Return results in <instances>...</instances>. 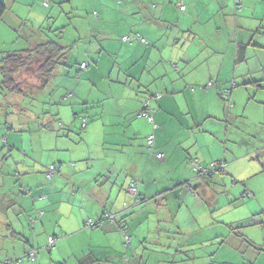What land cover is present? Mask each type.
I'll use <instances>...</instances> for the list:
<instances>
[{"label": "rangeland", "instance_id": "obj_1", "mask_svg": "<svg viewBox=\"0 0 264 264\" xmlns=\"http://www.w3.org/2000/svg\"><path fill=\"white\" fill-rule=\"evenodd\" d=\"M21 1L23 0L13 2V6L19 11V17L28 22L26 24L15 22L16 25L13 26L15 31L12 26L0 19V53L2 49L7 52L29 47L30 40L33 41L31 32L27 35L24 31L36 28L40 23L39 28L45 31L59 29L60 33L55 32L48 36L65 47L66 59L63 66L55 70L45 89L36 88L31 92V89L25 88L27 93L23 96L7 94L0 89V165L5 161L1 156L8 150V146L13 147L10 152L12 158L6 160L8 166L12 165V168H5L2 172L5 176L4 191L7 188L8 192L5 194L0 190V194L8 198L11 224L0 225V264H78L79 258L92 251L88 249L90 245L88 235L78 233L74 236L68 233V228L71 227L66 222L73 216L70 213V205H63L56 213L55 211L49 213L50 209L43 206L58 202L60 195L51 193L49 190L51 183L40 168L46 166L49 157L53 159L55 156L56 148L53 147L56 140L67 145L71 142L78 143L79 139H82L81 144L84 145L82 114L85 112L83 110L85 103H92L89 107L93 106V109L89 112L91 122L84 118L89 121L92 130L95 128L100 130V133L95 130L89 135L91 141L99 139L101 135L107 139L121 136L122 132L128 136L133 134L141 140H146L150 135L154 136V140L156 137L173 138L172 143L184 139L186 135L183 138L178 123L188 121L190 113H187L185 106L187 103L183 94L190 90V87H202L195 83L197 82L195 74L199 69L205 74L214 69L218 70L221 58L224 68L229 65L228 42L232 43L233 49L237 43L247 45L245 60L237 64L234 62L231 66L229 88L231 83L236 84L230 94L231 105L228 106L220 96L218 97L221 91L216 94L215 88L217 83V87H220V82L207 81L205 89L212 88L217 98L216 107L215 102L212 103V107L216 108L212 112L214 116L205 119L202 124L198 115L194 118L196 125L201 126L195 128L196 135L193 137L197 139V143L193 147L199 149L201 156L208 157L217 150L216 162L213 164L218 166L214 168L211 164L209 170L212 171V175L207 179V186L216 192L210 191L212 196L217 197V210L206 212L201 221L192 222L185 216L183 209L176 216V208L180 203L168 202L172 210L169 217L166 213L163 215L160 202L138 204L125 212L126 217L123 216L130 224L135 223L134 235L131 233L130 236V238L134 236L132 244L125 245L122 238L118 243L119 247L115 249L119 258L114 252H104L107 254L103 256L104 264H123L120 256L128 252L132 260L127 264H139V261L145 264H264V227L253 223V220L256 222L263 220L264 212L261 213L259 202L250 203L245 197L247 187L254 186L256 190H260L264 198V0H241L237 9H242L237 13H234V0L231 5L226 4L223 8H220L216 0H196L200 23H207L206 26L212 28L211 33H203L201 36L195 34L197 38L194 39V33L186 28L187 32L181 34L186 24L184 27L175 24V19L179 16L172 14L171 32L166 31L165 35V31L158 32V39L153 43L145 39L146 45L151 47L144 55L145 59L150 57L146 66L144 63L132 65V61L123 63L133 55L125 49L130 44L122 43L121 38L123 34L128 37H132L133 34L122 32L128 28L131 17H127L118 7L117 3L120 0H95L93 3L97 7L106 4L107 9H112L111 12H106L104 19L100 17V21L105 23L107 41L117 44L106 49L103 47L105 46L103 34L91 33L93 26L89 29L90 25L95 24V19H92L91 15L98 12L97 7L91 6L90 0H75L73 5L77 3L80 9L78 11L73 10V6H69L63 0H45L50 1L47 8L42 6L43 0H26L28 6H33L32 10L35 9V13H40L41 8H44L45 17L42 16V20L35 13L28 14L27 7L22 6L24 1ZM224 1L228 3V0ZM84 6L87 9L86 13L81 11ZM214 12L218 15L214 16ZM154 19L160 18L155 15ZM179 33L182 38L179 44H176V48L173 50L172 47H165L167 39L169 37L177 39ZM46 39L47 36L44 35L42 41ZM189 47L188 52H196L198 60L186 68L177 61V53ZM99 57L102 58V65L97 67ZM84 59L92 64L93 72L89 76H85V72L79 68ZM113 62L117 65L113 77L109 80L108 68ZM149 70H152V76L149 75ZM117 73L120 74V78L127 76L130 79L128 87L132 81V86H135L136 80L141 77L140 73H143L141 89H138L136 97L150 100L152 110L160 111L155 101L161 96L156 94V91L165 95L166 90L168 98H175L176 103L163 107L167 108V112L162 108L163 114L159 116V120L164 118L165 133L157 136V132L160 131L158 119L150 124L141 116L133 118L130 121L132 124L125 122L118 127L114 126V121L118 120L115 115V100L114 97L105 98L104 93H108L110 84L114 95L118 92V89L114 88L118 87L115 82ZM214 74L212 72L211 75ZM17 81L25 87L31 83L39 84L36 74L30 69L21 70L17 75ZM91 83L95 88L90 87ZM173 91L178 95L173 94ZM171 101L169 100V104ZM204 101L205 96L202 102L193 103L196 106L191 107L194 114L203 106ZM76 115L81 116L76 118ZM98 117H102L103 129L98 126ZM153 125H156L157 129H154ZM209 130L215 131L216 134L207 132ZM4 136L9 143L6 144ZM205 138L215 142L209 146ZM191 141L194 143L193 138ZM194 148L180 149L185 154L194 156ZM91 149L92 152L96 151L94 145ZM145 149V154L148 155L146 158L152 156L155 161L148 167L150 175L156 174L158 181H162L166 172L164 173L158 166L161 161L155 158V148L154 153L147 147ZM66 150L60 149L59 154L65 156L68 153ZM174 150L176 154L180 153L179 149ZM248 153L252 154L246 156ZM219 167H222L221 173L215 171ZM249 174L251 176H247ZM192 175L197 177L193 172ZM166 177L174 179L172 176ZM155 185L159 187V182ZM44 189L45 194L40 192ZM126 195L132 199L133 206L134 196L126 194V190H123L121 196ZM14 212L19 213L15 215ZM36 212L43 215L38 216ZM254 212H257L256 216H252ZM199 229L200 232L195 233ZM245 232L249 233L250 239L256 245L249 246L237 237L238 233ZM201 233L203 235L199 238ZM207 234L211 239H204ZM49 237L58 238L51 249L47 243ZM100 241L93 238L92 247L99 243L100 246H104ZM4 250H8V257Z\"/></svg>", "mask_w": 264, "mask_h": 264}, {"label": "crops", "instance_id": "obj_2", "mask_svg": "<svg viewBox=\"0 0 264 264\" xmlns=\"http://www.w3.org/2000/svg\"><path fill=\"white\" fill-rule=\"evenodd\" d=\"M25 3H24V2ZM21 2L22 6H26L28 9V14L31 12L34 14L35 9L32 10L33 6H28V1L23 0ZM64 2H67L69 6H73V10H80L78 9L77 3L76 5H73L75 0H63ZM118 1V0H117ZM196 0H127L125 1H118L117 5L124 11L127 15V17H131V20L129 21L128 28L122 30L123 33H130L133 34L132 36L138 34L140 39L143 41H132L130 46L126 47V51H130L133 55L132 58H128L124 60L123 63L126 64V62L132 61V65H135L137 63H144L145 66L150 61V57L145 59L144 55L147 54L148 51H150V46L146 45V40L149 42H156L158 37V32H164V35L166 31L171 32L170 28L171 22H173V19L171 15L179 16L175 19V24L179 25L181 24L182 27H184L183 30H181L182 33H186L188 28L190 32L195 34H198L201 36V34H208L211 33L212 28L209 26H206L207 23L201 24L199 19V13H197ZM220 8H223L226 4L231 5V2L233 0H228V3H226L224 0H216ZM9 2V3H8ZM13 2L17 3L18 0H4L3 3L5 5V12L0 17L1 20L4 21V23L15 26L18 24V22H21L22 24H26L28 21H23L22 17H19L20 13L19 11L14 9ZM44 2H47V5H50V1L43 0L42 6L44 8H47L49 6L44 5ZM93 3H95V0H90L91 6H95ZM100 3V2H97ZM235 3V0H234ZM241 4V0L239 1L238 6ZM104 5H101L97 7L98 12H93L91 15L92 19L94 18V25L93 31L91 33H98L103 34V44L106 47H109L111 45H117L110 40L107 41V35H106V28L105 23L100 21V17L102 19L105 18L106 12H111L112 9H107ZM179 6H184V10H179ZM81 9V11L85 12L87 9L85 8ZM44 8H41L40 13H35L41 17V20L43 17H45ZM239 9H235L234 13H237ZM31 10V11H30ZM156 12V13H155ZM88 14V13H87ZM214 16H217V12L213 13ZM157 16L160 19L155 20L154 16ZM43 16V17H42ZM13 20H12V19ZM103 21V20H102ZM16 22V24H15ZM37 22V21H35ZM41 24L39 23L38 27L31 28L30 30H25L24 33L27 35L30 33L33 41L30 40L29 47L26 49H29L38 43L43 42L42 38L44 35H41L39 31V26ZM15 29V27H13ZM25 28V27H24ZM170 30V31H169ZM16 31V29H15ZM28 32V33H27ZM90 32V31H89ZM180 33L177 35V39L174 37H169L167 39V43L165 47H172L174 50L176 48V44L179 42V40L182 38ZM125 35L123 34L122 37ZM216 37V35H214ZM179 37V39H178ZM197 36H194V39H196ZM217 38V37H216ZM122 43H128V42H122ZM229 43V65H226V67H223V61L222 58L220 60L219 69H214L213 71H209L207 74L203 73L202 69H199L195 74V79L198 84V86H202L200 88L197 87H190V90H186V93L183 94L185 97L186 103L189 105H185L187 107V113H190V118L188 121L185 120L183 124L178 123V128L180 129V132L182 133L184 139H179L176 142L172 143V139H166L164 137H156V140H154V148L156 152H160L163 154V158L159 161L161 163L158 165L159 168L163 169V172L165 174V178L162 181H158L157 177H155L156 174L150 175V170L148 171V167L150 164L155 163L153 161L152 156L147 157V154H145L146 151V140L137 139V137H134L133 134L128 136L124 132L121 133V136H114L110 139L103 137L102 135L99 137V139H94L91 141L90 134H93L95 130H97L100 133V130L98 128H95L92 130V126L89 125V121L91 122L90 117V109H93V106L90 108L89 105L92 103H85L82 116L83 119L86 121L85 127H82V130L85 134L84 135V145L81 143L83 142L82 139H79L78 143L71 142V144H63L58 143V140H56L55 145L53 148H56V153L53 159H47L46 166L42 167L43 172H45L46 168L50 165H55L57 167V173L54 175V177L49 180V190L51 193H58L59 201L56 203H49V205L43 204L44 207L47 209L49 208V213L55 211V213L59 210H61L63 205L69 206L70 213L73 215L72 218H69L66 224L71 227L68 228L69 235H78V233H81L82 235H88L90 238V245L88 246L89 250H92L90 253L93 254V256L96 259H99L103 262H105V258L103 256H106L107 254L104 252H114L115 249L118 246L119 241L122 240L125 243V236L129 238V243L125 245L132 244V241L134 240V236L130 238L131 233L134 235V225L135 223L130 224L129 221L127 222L125 217L127 215V210L135 207L138 204L141 203H148L150 201L154 202H160L161 210H163V215H167L169 217L171 215V208L168 206V202L180 203L179 206L176 208V216H178L181 209H183V212L185 216H187L192 222L201 221V217L206 215L207 213H210L212 210H217V197L216 195L212 196L210 191H214L213 189L209 188L207 186L208 180H202L201 178H197L192 175V169L189 165V162L191 160H197L199 164L203 166L205 169H210L211 164L216 162L217 158V150L213 152V155L208 156H201L199 154V149L194 148L193 145L197 143V139L193 137V135H196L195 128L196 126H201V124L205 121V119L212 118L214 116V110L216 109V102L217 98L215 96V91L211 88H207V86H204L207 81L215 80L217 82H220V87L216 86V94L219 93L222 89H228L229 88V81L231 80V66L236 62V48L238 44L243 43H237L235 44V48L233 49L232 43ZM102 44V45H103ZM179 44V43H178ZM125 45V44H124ZM245 45V44H243ZM122 47V46H121ZM247 47V45H246ZM2 48V47H1ZM25 48V47H22ZM190 49L187 48L185 51H181L177 53V61L179 64H182L183 67L185 66L188 68L191 64L195 62V60H198V55L196 52H188ZM1 50V49H0ZM24 50V49H21ZM103 50V49H102ZM196 51V50H194ZM1 55L6 53L5 51H1ZM12 52V51H7ZM104 52V51H103ZM247 50L245 49V54ZM174 54V52H172ZM190 54V55H189ZM99 57L97 59V67L101 64L102 65V58ZM85 61H82L81 64H86V67L80 71H84L85 76H89L90 73L93 72L92 70V64L90 61L88 62L87 59H84ZM208 61V58L206 59ZM110 62V60H109ZM116 62H113L112 66L108 68V75L107 78L110 80L114 73L116 68ZM59 67V66H58ZM57 67V68H58ZM182 67V69H183ZM56 68V69H57ZM80 68V66H79ZM119 68V67H118ZM55 69V70H56ZM97 68L94 69L96 71ZM146 69V67H145ZM143 69V70H145ZM142 70V72H143ZM236 71V70H235ZM55 72V71H54ZM215 73L214 75H211ZM68 73V72H67ZM54 74V73H53ZM141 77H138L136 80L135 86L133 85V81L128 87V83L130 82V79L125 76V78H120V74L115 75V82L118 85V87H114L115 89H118V92L115 93L111 88V84L108 89V93H104V97H110L115 100V107H116V113L117 121H114L115 127L124 124L125 122H130L133 118H138L140 112L143 109V99H140V97H136L138 89H141L140 82L142 81L143 73H140ZM149 75L152 76V70H149ZM215 76V77H214ZM53 77V75H52ZM215 78V79H214ZM1 79V75H0ZM2 80V79H1ZM135 80V79H134ZM1 82V81H0ZM50 82V80H49ZM47 83V85L49 84ZM138 82V83H137ZM21 83V82H18ZM45 85L42 88H38L39 84L31 83L25 87V85H22V88L24 90V94L27 93L25 88L31 89V92L37 89H45L47 87ZM91 88H95L94 85L91 83ZM129 90H127V88ZM234 87H236L235 83H231L230 90H232ZM134 90V91H133ZM165 95L160 93L159 91H156V94H160L161 96L158 100L155 101L157 108L160 110L159 112L154 111L152 115L153 122L154 120L158 119L160 127L159 132H157V136H159L162 133H165V121L162 117L161 120H159V116L162 113V108L171 106L172 104L176 103L175 98H168L166 94V90H164ZM113 93V94H112ZM24 94H17V96H23ZM173 94H176L173 91ZM231 94V93H230ZM14 95V94H13ZM118 95V96H117ZM178 95V94H176ZM117 96V97H116ZM205 96V101L203 103V106L200 107L199 110L194 114V111L191 109V107L196 108L194 105L197 101L202 102L203 97ZM134 97H136V100H134ZM219 97V94H218ZM169 100H172L169 104ZM231 100V97H230ZM232 101V100H231ZM92 102V101H90ZM215 102V107H212V103ZM151 101L149 102V106L151 105ZM194 103V104H193ZM169 104V105H168ZM167 105V106H166ZM210 105V106H209ZM231 105V102H229V105ZM88 108V109H87ZM171 108V107H169ZM178 112L180 115L183 116L179 108ZM87 109V111L85 110ZM164 109V108H163ZM175 109V108H174ZM165 112H167V108L164 109ZM124 111V112H123ZM186 113V114H187ZM199 116V122L201 124L196 125V122L194 120L195 116ZM81 115H76L75 117ZM197 116V117H198ZM89 119V121L86 120ZM98 126L100 129L102 128V117H98ZM93 122V121H92ZM158 123V122H157ZM156 126V125H155ZM157 129V126H156ZM207 132H211L212 134H216L215 131L209 130ZM205 133V132H204ZM146 133V135H148ZM145 135V136H146ZM227 137V133H226ZM194 139V143L191 141V139ZM4 139L6 140V144L9 143V140L6 139L4 136ZM206 144H209V146L212 145L211 139L205 138ZM91 142V143H90ZM94 145V148L96 149L95 152H92L91 147ZM181 147L185 148H194L195 155L193 154H185ZM51 148V149H53ZM213 148V147H211ZM11 149L13 147L8 146V150L4 152V155L1 156V158L5 161H3V164L0 165V190L4 191V175L2 174L3 170L5 168L11 169L12 165L7 164V158L11 159L12 154ZM60 149L66 150L68 152L65 156H61L59 154ZM174 149H179V154L175 153ZM25 153V151H22ZM252 153H248L246 156H250ZM25 157V154H24ZM194 158V159H193ZM50 160V161H49ZM157 163V162H156ZM156 170V169H155ZM192 171V172H191ZM194 173V172H193ZM251 174V173H250ZM247 176H251V175ZM255 174V173H254ZM151 176V177H150ZM166 176H172L174 179H169V177ZM46 178V177H45ZM212 180V178H211ZM215 181V180H214ZM136 182V195L133 199V206L131 205L132 199L126 196H121V192L123 190H126V194L129 193L128 189L131 183ZM159 182V187H157L155 184ZM26 184V183H25ZM29 188L30 185H28ZM41 190V189H40ZM192 190V192L190 191ZM43 191V192H42ZM40 191L41 193L45 194V189ZM5 194H7V188L5 189ZM214 193H216L214 191ZM132 195V194H131ZM43 196V195H40ZM46 196V195H45ZM245 197L249 200L250 203L259 202L261 206V213L264 212V198H262L260 194V190H256L254 186H249L245 190ZM170 202V204H171ZM9 201L8 198L5 196H1L0 194V225L6 226L10 225V211H9ZM209 206V207H207ZM22 209V207H20ZM121 208V209H120ZM153 209V207L151 206ZM19 211V210H18ZM21 211V210H20ZM202 211V213H201ZM130 212V211H129ZM15 213V212H14ZM17 213V214H16ZM15 215H18L19 212H16ZM37 215H43V213L36 212ZM122 213H125V215H121ZM257 212L252 213V216H256ZM112 216V218H110ZM125 216V217H123ZM264 217V216H263ZM164 218V216H163ZM211 218V217H210ZM92 221L96 223L97 221H100L98 226L96 228H88L86 227V223L88 221ZM264 221V219H263ZM127 225L125 228L124 226ZM197 225L200 227V224L197 223ZM121 228H124L122 230ZM206 228V226H205ZM230 229V228H229ZM62 230V229H60ZM201 229H199V233ZM211 231V229H210ZM15 235V234H13ZM202 233L199 236L202 237ZM197 236V234H195ZM238 238H241L242 242L250 245H256L252 242L250 239L249 233L245 232L244 234L238 233ZM93 238H97L98 241L103 242L104 246H100L101 243L96 245V247H92ZM218 238V235L217 237ZM58 239V238H57ZM190 239V237H189ZM204 239H211L209 235L207 234ZM202 240V239H200ZM103 250V251H102ZM6 252V256L8 257V250H4ZM104 253V254H103ZM117 256V255H116ZM122 256V257H121ZM120 256V261L123 262V264H127L130 260H132L131 255L128 253L123 254ZM98 257V258H97ZM119 258V256H117ZM131 257V258H130ZM139 264H145L142 261H139Z\"/></svg>", "mask_w": 264, "mask_h": 264}, {"label": "trees", "instance_id": "obj_3", "mask_svg": "<svg viewBox=\"0 0 264 264\" xmlns=\"http://www.w3.org/2000/svg\"><path fill=\"white\" fill-rule=\"evenodd\" d=\"M5 5L3 1L0 0V17L5 12ZM236 9V8H235ZM41 35H46L47 39L37 45L24 50L6 52L0 56V89L7 94H24V90L22 88V84L18 83L17 75L21 70L30 69L32 70L38 79L39 86L38 88H42L49 80L52 78V75L55 69L58 66H63V62L65 61L66 52L65 47H63L60 43L52 40L48 34L59 32L58 30L48 29L47 31L43 30V28H39ZM245 49L246 45L238 44L236 48V62L241 63L245 60ZM81 66V65H80ZM224 90L222 89L221 94H219L220 98L223 99L225 104L229 105L230 101H227L223 97ZM231 93V90H230ZM230 98V95H229ZM216 167L218 164H215ZM222 165V164H221ZM207 174H196L197 178H201L202 180H207L212 171L209 170ZM215 171L221 173L222 167L217 168ZM100 221L95 223L94 228L98 226ZM124 230V228H121ZM78 264H104L103 261L96 259L92 253H86L81 258L78 259Z\"/></svg>", "mask_w": 264, "mask_h": 264}, {"label": "built area", "instance_id": "obj_4", "mask_svg": "<svg viewBox=\"0 0 264 264\" xmlns=\"http://www.w3.org/2000/svg\"><path fill=\"white\" fill-rule=\"evenodd\" d=\"M238 4H239V2L237 0H235L234 5H235L236 9L238 8ZM44 5L47 6V2H45ZM179 10L183 11L184 6H179ZM121 41L131 43L132 41H143V40L140 39L138 34H136L132 37L124 36L121 38ZM85 67H86V64H81L80 69L83 70ZM229 95H230V90H224L223 97L225 100L230 101ZM149 102H150V100H145L143 102V109L140 112L139 116L145 118L146 121L151 124V123H153L152 115H153L155 110L151 109V107L149 106ZM82 123H83L82 124L83 127H85V125H86L85 119H83ZM153 128L156 129V126L153 125ZM146 147L151 153H154V136L153 135L148 136V138L146 139ZM155 158H157L158 160H161L163 158V154L160 152H156ZM189 165L195 174L203 175V174H207L208 172H210L209 169L203 168V166L201 164H199L197 162V160H191L189 162ZM212 167L215 168L216 165L213 164ZM56 173H57V167L55 165H50L45 170V177L47 180H51ZM136 187H137L136 182L131 183L129 186V189H128L129 193H131L132 195L135 196L136 195ZM190 191L192 192V190H190ZM110 218H112V216ZM253 223L254 224H261L264 227V221L262 219L257 221V222L255 220H253ZM94 226H95V223L92 222L91 220L86 223V227H88V228H94ZM56 241H57V238L49 237L47 239L48 248L49 249L53 248L55 246ZM129 242H130L129 238L127 236H125V243L128 244Z\"/></svg>", "mask_w": 264, "mask_h": 264}, {"label": "water", "instance_id": "obj_5", "mask_svg": "<svg viewBox=\"0 0 264 264\" xmlns=\"http://www.w3.org/2000/svg\"><path fill=\"white\" fill-rule=\"evenodd\" d=\"M217 172V171H216ZM210 175H212V174H210Z\"/></svg>", "mask_w": 264, "mask_h": 264}]
</instances>
